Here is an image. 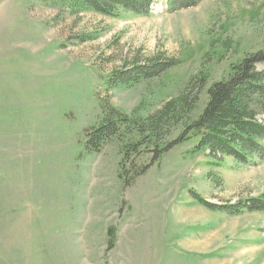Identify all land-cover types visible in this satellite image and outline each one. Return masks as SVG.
Returning <instances> with one entry per match:
<instances>
[{
	"label": "rangeland",
	"instance_id": "rangeland-1",
	"mask_svg": "<svg viewBox=\"0 0 264 264\" xmlns=\"http://www.w3.org/2000/svg\"><path fill=\"white\" fill-rule=\"evenodd\" d=\"M168 8L107 17L0 0V264H264V212H217L264 200V161L210 165L188 128L208 90L264 51V0ZM168 59L158 77L114 84ZM183 94L195 109L158 159L143 148L126 167L118 140L92 148L110 109L145 119Z\"/></svg>",
	"mask_w": 264,
	"mask_h": 264
},
{
	"label": "trees",
	"instance_id": "trees-1",
	"mask_svg": "<svg viewBox=\"0 0 264 264\" xmlns=\"http://www.w3.org/2000/svg\"><path fill=\"white\" fill-rule=\"evenodd\" d=\"M46 1L68 6L75 11L90 10L107 17H115L120 11L146 16L150 13V7L163 1L169 5L171 13L195 8L202 2V0ZM177 63L175 59H168L165 62H154L146 68L136 66L132 72L113 75L114 84L122 85L127 80L139 83L142 79H152ZM258 64H264V51L249 54L241 63L234 65L227 80L215 83L208 90V102L204 111L188 127L193 136L198 138L195 153L206 154L211 160L210 165L225 167L228 161H233L238 165L247 166L264 161V120L261 119L264 117V70L259 71ZM195 106L196 99L183 94L169 100L160 110L145 119L130 118L115 109H110L105 124L89 134L92 148L95 152H100L105 145L118 140V143L122 144V161L126 163V167L132 164L131 158L134 153L143 148L151 149L157 157L155 159H158L172 146V143H164L166 135L172 127L190 116ZM124 137H130V143H125ZM248 206L245 203L226 208L220 206L217 207V212L230 216H239L245 211L264 212V200H254V203ZM109 235L112 237L110 248H113L115 237L112 230Z\"/></svg>",
	"mask_w": 264,
	"mask_h": 264
},
{
	"label": "crops",
	"instance_id": "crops-1",
	"mask_svg": "<svg viewBox=\"0 0 264 264\" xmlns=\"http://www.w3.org/2000/svg\"><path fill=\"white\" fill-rule=\"evenodd\" d=\"M0 197L2 198L3 204H4V205H7L8 202H9L8 197H7L6 195H2V194H1Z\"/></svg>",
	"mask_w": 264,
	"mask_h": 264
}]
</instances>
